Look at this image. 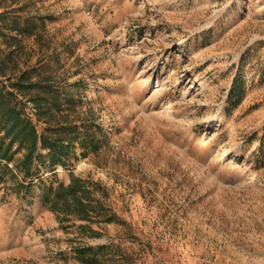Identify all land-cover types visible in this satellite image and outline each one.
I'll return each mask as SVG.
<instances>
[{
    "label": "rangeland",
    "instance_id": "1",
    "mask_svg": "<svg viewBox=\"0 0 264 264\" xmlns=\"http://www.w3.org/2000/svg\"><path fill=\"white\" fill-rule=\"evenodd\" d=\"M32 67L65 107L25 100L38 130L95 144L20 193L0 162V264H264V0H0V84ZM73 174L110 220L50 208Z\"/></svg>",
    "mask_w": 264,
    "mask_h": 264
},
{
    "label": "trees",
    "instance_id": "2",
    "mask_svg": "<svg viewBox=\"0 0 264 264\" xmlns=\"http://www.w3.org/2000/svg\"><path fill=\"white\" fill-rule=\"evenodd\" d=\"M31 21L32 19L29 18L23 25L15 21L12 27L18 28L22 33L31 32ZM38 70L35 67L25 69L15 79L9 76V85L0 84V162L5 160L9 164L14 160L19 149L24 150L23 157L17 163L22 173L19 193L22 192L21 188L31 190V182L34 181L37 173L35 169L41 161L53 170L58 165L65 167L71 154L75 153L77 142L84 149L88 148L86 144L88 140L95 144L93 131L85 124L78 125L72 122L50 124L45 132L38 130L36 122L25 110L23 105L25 100L35 104L39 119L43 116L52 118L56 115L52 105L57 106V111H63L65 108L61 101L62 91L49 75H42L38 79L32 78ZM28 93H31L29 97ZM81 128L87 136L80 137ZM99 129L103 130L102 127ZM63 133L65 136L62 135ZM96 146L94 148H97ZM44 150L48 151L47 161L42 152ZM91 184L86 179L73 174L68 184L61 181L56 186L53 183L42 185V196L49 203L50 208L58 214H70L89 221L110 220L111 217L107 215L105 207L93 195ZM79 252L84 255L85 250L80 249Z\"/></svg>",
    "mask_w": 264,
    "mask_h": 264
}]
</instances>
